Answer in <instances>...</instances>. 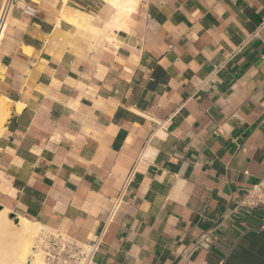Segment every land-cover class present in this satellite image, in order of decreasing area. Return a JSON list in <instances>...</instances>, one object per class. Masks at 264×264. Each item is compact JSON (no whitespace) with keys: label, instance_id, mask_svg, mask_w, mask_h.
<instances>
[{"label":"crops","instance_id":"obj_1","mask_svg":"<svg viewBox=\"0 0 264 264\" xmlns=\"http://www.w3.org/2000/svg\"><path fill=\"white\" fill-rule=\"evenodd\" d=\"M117 18L109 0L15 1L0 213L99 239L93 264H264V203L242 204L264 179V0Z\"/></svg>","mask_w":264,"mask_h":264},{"label":"bare ground","instance_id":"obj_2","mask_svg":"<svg viewBox=\"0 0 264 264\" xmlns=\"http://www.w3.org/2000/svg\"><path fill=\"white\" fill-rule=\"evenodd\" d=\"M109 1L117 8L118 18L113 21L117 27L122 26L121 22H123V27L127 26L125 21L132 13L136 12L140 3V0ZM124 29L122 28V30ZM9 114L7 101L0 97V133ZM45 234L40 224H34L24 219L15 224L13 219L8 218V213L2 211L0 213V264H28L30 256L33 257L32 264H46L41 245ZM9 239L13 240V243H10Z\"/></svg>","mask_w":264,"mask_h":264},{"label":"built area","instance_id":"obj_3","mask_svg":"<svg viewBox=\"0 0 264 264\" xmlns=\"http://www.w3.org/2000/svg\"><path fill=\"white\" fill-rule=\"evenodd\" d=\"M16 0H6L0 11V43L3 41L4 33L9 25L10 11ZM25 14L32 16L34 11L30 8L24 10ZM129 183V181L127 180ZM264 203V179L255 186L242 200L243 205L256 207ZM121 204L119 197L112 203L108 216V222L115 218ZM42 249L45 255L46 264H93L97 253L99 239L94 242H78L61 233H47L43 241ZM33 257L28 258V264H32Z\"/></svg>","mask_w":264,"mask_h":264},{"label":"rangeland","instance_id":"obj_4","mask_svg":"<svg viewBox=\"0 0 264 264\" xmlns=\"http://www.w3.org/2000/svg\"><path fill=\"white\" fill-rule=\"evenodd\" d=\"M8 218H9V217H8ZM14 223H15V224H18V223L15 222V220H14ZM45 233H46V234H45V236H44V240H46V237H47V232H45ZM9 242H10V243H13V240L9 239Z\"/></svg>","mask_w":264,"mask_h":264},{"label":"water","instance_id":"obj_5","mask_svg":"<svg viewBox=\"0 0 264 264\" xmlns=\"http://www.w3.org/2000/svg\"><path fill=\"white\" fill-rule=\"evenodd\" d=\"M0 211H1V209H0ZM10 219H13V217H10ZM15 222L18 223L17 220H15Z\"/></svg>","mask_w":264,"mask_h":264}]
</instances>
